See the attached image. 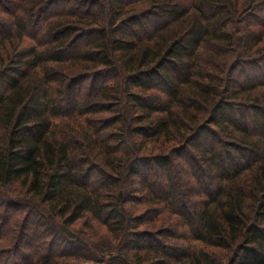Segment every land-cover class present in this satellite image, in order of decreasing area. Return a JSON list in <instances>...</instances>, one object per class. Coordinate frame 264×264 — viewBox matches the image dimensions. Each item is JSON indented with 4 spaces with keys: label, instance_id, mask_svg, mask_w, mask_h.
I'll return each mask as SVG.
<instances>
[{
    "label": "trees",
    "instance_id": "trees-1",
    "mask_svg": "<svg viewBox=\"0 0 264 264\" xmlns=\"http://www.w3.org/2000/svg\"><path fill=\"white\" fill-rule=\"evenodd\" d=\"M0 6V241L21 200L120 246L0 264H264V0Z\"/></svg>",
    "mask_w": 264,
    "mask_h": 264
},
{
    "label": "rangeland",
    "instance_id": "rangeland-1",
    "mask_svg": "<svg viewBox=\"0 0 264 264\" xmlns=\"http://www.w3.org/2000/svg\"><path fill=\"white\" fill-rule=\"evenodd\" d=\"M8 19H13L12 9L9 11H5L4 9L0 8V39L2 38L3 33L2 24L8 21ZM17 40L18 39H13L12 42H16ZM12 42L9 43L11 46H13ZM3 47L4 46H0V49ZM12 50L13 47L11 48V51ZM3 69L6 72L11 71V62L9 63V61H7L0 71H2ZM2 89L3 86L0 84V90ZM0 134H4L1 130V127ZM0 142L2 144L5 143V140H2L1 136ZM18 202L21 208L18 207V213L13 216V224L9 229V233L11 231V235L9 236V238L0 241V250L5 248L7 245L13 246L16 239L18 241L19 237L21 236V234L19 235V231L22 232V230L27 227L28 237L25 238V240L20 244V246L22 247V252H26V250L30 249V251L32 252H39L35 255H45L46 257L56 253H60L61 250L66 249V251L70 254H73L75 256L79 255L81 261L89 263L93 262L97 258H101V254H118V251L120 249L118 241H114L110 233L108 232L107 227L100 221L95 220L92 216L79 219L71 226V228L64 229L62 223H57V227L54 224L50 225L51 222L49 223V225H45L43 222L36 219L37 216L32 219H29V217H27V219H24L26 213L27 215L32 214L34 213V210L30 208L32 206L30 205V203L28 204L30 206L27 207L28 205L25 204V202L21 200H19ZM5 211L6 210L4 209V207L1 206L0 214H3ZM28 219L29 221L31 220L30 224ZM170 238L171 236L162 237V239H167L168 241L170 240ZM55 244H57V248L56 246L53 247ZM40 247H43L45 250L38 251ZM69 253L67 254L69 255ZM12 257L15 258V254H13Z\"/></svg>",
    "mask_w": 264,
    "mask_h": 264
}]
</instances>
